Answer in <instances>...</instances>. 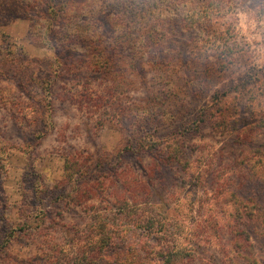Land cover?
I'll use <instances>...</instances> for the list:
<instances>
[{
  "label": "rangeland",
  "instance_id": "374dc122",
  "mask_svg": "<svg viewBox=\"0 0 264 264\" xmlns=\"http://www.w3.org/2000/svg\"><path fill=\"white\" fill-rule=\"evenodd\" d=\"M261 94L264 0H0V264H264Z\"/></svg>",
  "mask_w": 264,
  "mask_h": 264
},
{
  "label": "trees",
  "instance_id": "16d2710c",
  "mask_svg": "<svg viewBox=\"0 0 264 264\" xmlns=\"http://www.w3.org/2000/svg\"><path fill=\"white\" fill-rule=\"evenodd\" d=\"M151 9V8H148ZM228 32H226L225 35L221 36L219 41L223 42L222 47H218L217 49H213L210 51H207L205 56H201V58L198 59V61H205L203 63H205V65L201 66V72L203 75L200 76H205L206 78H211L214 75V71L215 68L214 66L211 64V60H220V61H226L227 59H229L232 55V49L229 46L228 43V39L226 38ZM225 40V43H224ZM198 62V64L200 63ZM226 64L228 65V62H226ZM224 70V69H223ZM221 70V71H223ZM220 71V72H221ZM242 91H237V89H235L234 93L236 94L233 98L234 100V106H232V109L229 110V108L225 109L224 113H221L219 115V117H215L212 122V126L214 127L215 130H220L222 132H226V131H230L233 130L235 128L236 125H238L241 122H245L246 120H244V116L238 117V113L244 111L243 109H240L243 105L241 103V100H243V95L241 93ZM262 96V100L259 99L258 103L255 105L257 106V116H259V122H255V124L253 126L249 125L250 127H252L251 129L254 130H264V95L261 94ZM255 100L257 99L256 95H255ZM216 101V102H215ZM236 101V102H235ZM222 100H220L217 96H214V104H222ZM224 106V105H223ZM229 106L231 107V105L229 104ZM245 112V111H244ZM243 112V113H244ZM237 114V115H236ZM244 120V121H243ZM245 128V127H244ZM249 128H245V132H247ZM152 142V141H149ZM148 143V142H146ZM244 158H246L245 162L243 163V167H245L249 172H255L256 174H258V176L260 177V181L258 183L260 184H264V142L261 145L260 149L251 155H247ZM242 172V170H241ZM129 192L131 193V190H129ZM260 211L262 212V217H264V206L262 205V207H259ZM227 225L231 228V226L233 228H235L236 230V239L234 240V257H230V263H234L237 260L242 261V263L244 264H261L258 256H257V250L256 247L251 239V236L247 233L246 230L242 229V227H239L240 225H233L231 223H228V220L226 221ZM242 225V223H241ZM117 225H113V230H115V227ZM102 227V225L100 224L99 229ZM228 227V228H229ZM237 228H239L237 230ZM112 230V227L110 228V231ZM114 232V231H112ZM116 232V233H115ZM114 235L117 234V231L115 230ZM169 236V235H167ZM115 236H113L111 239H106V244L109 245L110 241L109 240H113ZM103 248V246H102ZM103 251L102 249L98 250V252L94 253V256L92 257L94 258H98V256L102 255ZM192 253H190L189 251H186L185 248H179V249H173V250H169L167 252H164V261L163 264H179L184 262L187 259H190ZM235 264V263H234Z\"/></svg>",
  "mask_w": 264,
  "mask_h": 264
}]
</instances>
